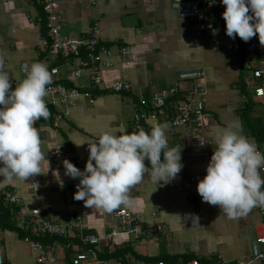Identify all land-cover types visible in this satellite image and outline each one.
<instances>
[{
    "label": "crops",
    "instance_id": "1",
    "mask_svg": "<svg viewBox=\"0 0 264 264\" xmlns=\"http://www.w3.org/2000/svg\"><path fill=\"white\" fill-rule=\"evenodd\" d=\"M60 1L63 8L60 23L61 32L63 30L65 37L77 39L87 36L92 26L97 24L98 37L105 45L112 43L113 45L110 48L113 51L123 46L132 51V55H129L128 58L131 62L130 65L125 66L117 62L112 69L104 72L106 78L126 79L133 84H131L133 87L132 93H110L117 96L118 104H122L124 108L128 106H125L123 101L125 98H129L131 101L130 114L119 117L114 114H105L104 112L108 110L105 100L107 93L100 95L94 93L96 95L94 103L84 100L76 101L74 107L69 110L68 115L63 119L59 130L55 131L51 127L44 126L41 118L34 126L40 131L41 148L45 159L50 163L48 171L47 165L42 164L43 175H39L46 182L45 189L39 193H34L28 182L23 180H16L11 184L0 183V186L15 191L21 197V209L25 214L33 208H37L50 221L65 225L70 222V217L74 218L78 230L73 229L72 234L66 238L68 241L65 244L64 241L55 240L54 238H50L51 241L47 242L54 248L57 257L56 264H72L71 259L77 251L76 249L66 248L67 243L78 244L77 239L80 232L93 234L104 239L108 233L117 230V223L112 218V212L107 213L102 209L87 208L83 201H76L73 198V203L67 205L63 194L57 189L58 185L61 182L63 185L66 184L74 196L79 182H64L62 169L54 167V161L47 157L48 151L58 143H66L69 146V152L65 160L83 171L89 157L88 143L98 141L104 132L117 133V135L131 133L134 115L141 110L140 99H146L161 88L171 87L179 70H202L205 74L202 84L205 82L207 88L215 87L222 91L223 86L219 84L223 82L222 73L224 74V72L221 67L215 65L217 60H210L208 54L211 53L217 58L218 54H226L227 51L231 50L232 55H239L241 64L242 58L241 53L233 49V45L239 39L237 37L232 39L227 36L226 28L220 29L218 36L210 41L195 39L193 36V21H184L178 18L176 11L172 8L174 0H100L102 11L99 12V21L93 18L84 21L83 16L81 17L82 12L79 11V5L84 1L87 3V0ZM38 14V8L28 0H0V29H4L0 31V48L3 57L7 59L5 71L10 73L12 82L17 83L18 81L20 83L22 81L18 75L20 62L25 60L33 62L36 58V49H39V43L36 41L38 29L33 18ZM96 21L98 23H95ZM87 24L89 31H85ZM84 25L85 28L82 31ZM66 33L68 35L78 34L76 38H73L68 37ZM225 57L227 63H230L229 65L226 64L229 69L236 62V58L227 55ZM219 61H221L220 57ZM171 77L173 78L172 81ZM238 77L239 79L231 85L239 94L240 90L237 85L247 77L246 75L244 77L241 73ZM78 81L80 83L75 82V84L80 87L87 88L89 85L86 75ZM248 95L256 106H264V97H256L249 91ZM118 99H120V102ZM242 100H245V98ZM239 103L240 101L235 107H230L227 103L216 104L215 108L208 105L213 113V118L208 121V141L205 149L193 153L187 151L184 145L188 142L189 135L181 130L173 138L166 134L169 148L180 145L181 151L184 150L188 153L184 169L169 183L161 182L158 184L151 181V164L148 165L149 163L146 162L145 165L149 168V174L145 173L143 181L130 190V203L120 207L136 215L144 228L153 229L155 227L156 229L161 227L165 231V234H162L165 237L169 232L168 236L177 239L178 250H181L184 245V243L179 242L180 238L184 237L182 242L188 239L194 242L205 236L210 239L211 244L214 242V247L220 246L224 244L223 241H226L228 249L237 252V249L239 251L241 247L237 246L236 239L231 235V232L235 233L243 224L249 233L250 241H252L255 230L261 223L258 212L259 207H254L245 216L229 219L222 213L219 206H212L203 202L202 197L197 192V185L206 176V168L216 150L217 133L231 123H240V119L236 114ZM120 109L125 111L121 107ZM48 110L52 112V108L49 107ZM225 112L228 114H225ZM150 131L151 128L146 127V132L150 133ZM247 138L260 149L264 148V141L259 143L253 137ZM161 159L163 161V154ZM0 167H3V165L0 164ZM56 170L59 171V178L53 175ZM262 178H264V174ZM3 179L0 176V182ZM186 183L190 184L188 188L184 187ZM211 209L214 212H210ZM191 215L199 217L198 224H193ZM254 215H256V219L251 227ZM11 218L17 228L18 220L16 216H11ZM208 219H211V226H209ZM246 222H250V224ZM211 233L213 234L211 235ZM216 234L219 235L217 239L219 243L215 242ZM168 240L171 242L170 238ZM211 240L214 241L211 242ZM109 243V241L104 240L96 247L99 257L107 261L114 259L110 258L106 252ZM112 243L117 249L118 258L121 261L123 260V264H152L161 261L158 259L165 258L158 255L161 244L152 236L150 238L147 236L133 238L126 235H116ZM0 245L5 251V263L33 264L28 247L18 237L13 228H0ZM78 250L85 252V247H79ZM191 250L194 255L200 252V248L196 247H191ZM248 250L250 256V244ZM26 254L31 258V262H27ZM178 254L180 255V253ZM248 258H241L239 255V259L228 261L239 263L248 260ZM260 264H264V262H260Z\"/></svg>",
    "mask_w": 264,
    "mask_h": 264
},
{
    "label": "built area",
    "instance_id": "2",
    "mask_svg": "<svg viewBox=\"0 0 264 264\" xmlns=\"http://www.w3.org/2000/svg\"><path fill=\"white\" fill-rule=\"evenodd\" d=\"M35 5L39 14L33 18L37 26L38 33L36 41L39 49H36V62H43L48 66L49 71L55 69L53 82L48 86L51 91L45 97L47 107L52 108L50 117L43 119L44 126L59 130L61 124L69 110L74 107L76 101L84 100L94 103L96 94L113 93L129 94L133 92V87L126 79H109L104 76V72L112 69L117 62L122 65H130L129 55L132 51L127 47H118L113 51L98 37V25L94 24L87 36L77 39H69L62 35L61 19L63 8L60 0H28ZM91 5L95 0H87ZM172 8L182 20H191L194 23V37L197 40L210 41L216 38L220 29L226 28V22L222 18L226 6L222 0H174ZM251 14V12L249 13ZM43 30V32H40ZM239 41L233 45L234 51L241 53L242 64L246 70L251 71V77L245 78V87L256 97H264V46L259 42L258 34L248 42ZM44 51V52H43ZM0 55H2L0 48ZM5 59V69L7 59ZM60 60L59 65L49 66V62ZM35 62V63H36ZM31 62L22 61L18 65L19 79L26 76L30 69ZM87 76L89 85L87 88L75 84L78 80ZM204 72L196 69H181L178 71L176 80L168 88H161L152 93L146 99L141 98V110L134 115V123L131 132L138 131L146 127L152 128L157 123L167 122L170 127L167 135L171 138L178 135L181 130L189 135L188 142L184 145L191 153L205 149L207 146L208 121L212 120L213 113L206 106L207 85L203 82ZM19 82H12L16 86ZM258 150L264 154V148ZM69 152V146L58 143L52 147L47 157L54 161L56 169H62L64 182H80V178L72 179L65 175L63 161ZM188 153L181 151V164L184 169ZM149 160H145L144 163ZM146 166V165H145ZM264 169L261 170V175ZM30 189L34 193L43 191L46 187L45 180L37 175L29 177L27 180ZM32 184H38L35 188ZM190 184L186 183L185 188ZM57 189L63 194L67 205L73 203V194L66 184L58 185ZM0 201L4 207H15V216L18 220L17 226L23 234L22 242L28 247L33 255V264H56L57 257L54 248L42 241L44 237L64 238L69 237L73 229L78 230L73 217L65 224L54 223L47 219L37 208H33L28 213L21 209L22 199L7 188L0 186ZM261 223L255 230L254 238L250 243V256L248 260L239 263L228 261L222 255H215L209 264H253L254 262H264V207L258 208ZM112 218L117 223V230L106 235L104 239L93 234H83L80 232L77 239L78 244L67 243L66 248L76 249L77 253L71 260L72 264H122L119 259L105 260L99 257L96 247L100 242L106 240L110 243L106 247V252L112 256L116 252L113 238L116 235H126L133 238L141 236L151 237L156 230L157 234H165L161 227L155 230L146 229L139 221L138 217L123 208H118L112 212ZM85 247L79 251L78 248ZM0 264H5L2 247L0 245ZM152 264H166L163 261H156ZM185 264H203L197 259L188 260Z\"/></svg>",
    "mask_w": 264,
    "mask_h": 264
},
{
    "label": "clouds",
    "instance_id": "3",
    "mask_svg": "<svg viewBox=\"0 0 264 264\" xmlns=\"http://www.w3.org/2000/svg\"><path fill=\"white\" fill-rule=\"evenodd\" d=\"M222 3L226 6L222 18L227 36L232 39L238 36L248 42L258 34L264 46V0H222ZM55 71H49L43 62L33 63L25 78L11 90L10 73L5 71V59L0 55V164L3 165L0 176L4 178L0 183L11 184L43 175L42 164L47 165V171L50 168L41 148L40 131L34 125L41 118L50 117L45 97L51 91L48 86ZM169 127L165 122L152 126L150 133L143 128L120 135L102 133L98 141L88 143L89 157L83 171L64 160L65 175L80 178L74 199L83 201L87 208L107 213L128 205L130 190L143 181L145 173L149 174L146 159L151 164L153 183L167 184L175 179L183 167L181 146L169 148L166 135ZM241 130L240 123L234 122L217 133V147L206 168L207 174L197 185L202 201L219 206L229 219L245 216L254 207H264L261 175L264 154ZM53 175L59 178V171ZM191 218L193 224H198L199 217L191 215Z\"/></svg>",
    "mask_w": 264,
    "mask_h": 264
},
{
    "label": "rangeland",
    "instance_id": "4",
    "mask_svg": "<svg viewBox=\"0 0 264 264\" xmlns=\"http://www.w3.org/2000/svg\"><path fill=\"white\" fill-rule=\"evenodd\" d=\"M100 3H101L100 0H95L96 5H91L89 2L86 3L85 1H84V3L81 2V4L79 5V11L82 12L81 17L83 16L84 21H87L90 18H93L94 20L99 21V17H100L99 12L102 11ZM177 16H178V14H177ZM178 18H179V16H178ZM98 21H96L95 23H98ZM84 28H85V25H84L82 31H84ZM3 30L4 29H0V31H3ZM89 30L90 29H89V26L87 24L85 31H89ZM192 31H193V29H192ZM193 33H194V31H193ZM77 34L74 33V34L68 35L66 33V35L68 37H73V38H76ZM36 35H37V33H36ZM62 35H65L63 30H62ZM193 36H194V34H193ZM232 53L233 52L231 50H229L226 52V54H223V53L220 55L218 54L217 58H216V56H214L211 53L208 54V57L210 60H217L215 65L221 67L224 74L222 73L223 82H221L219 84L220 86H223L222 91H219L215 87L214 88H211V87L207 88V90H206L207 107L209 105L210 107L215 108L216 104H219V103H227L228 106L235 107L241 99L240 95L238 94V91L236 89L232 88L231 84H233L236 80L239 79L238 75L240 73L243 74L244 77H245V75H246V77H248V76L251 77V71L246 70L243 67V65L240 63V60H239L240 57L238 54L232 55ZM226 55L228 57L235 56V58H236V62L234 64H232V67H230L229 69H228V66L226 64L229 65L230 63H227V60L225 57ZM219 57H220L221 61H219ZM176 76H177V74H176ZM172 80H173V78L171 79V81ZM175 80H176V78L174 79V81ZM79 83H80V81H77V84H79ZM106 95H107V97H105V100L107 102L108 110H106L104 112L105 114H114L117 117L125 115V114H130V112H131L130 111L131 110V101L129 100V98L124 99L123 104H125V106H128L127 108H124L122 104L121 105L118 104V102L116 100V97H117L116 95H113L110 93H107ZM118 101L120 102V99H118ZM259 106L260 105H257V108H262ZM120 107L122 109H124L125 111H122L120 109ZM225 114H228V113L225 112ZM210 212H214V210L211 209ZM255 219H256V215H254V217H253V220H252L251 225H250L251 227H252V223ZM208 220H209V226H211V224H210L211 219H208ZM250 220H251V218H250ZM260 220H261V218H260ZM246 223L250 224V222H246ZM165 228L168 231L166 226H165ZM153 229H155V227ZM211 229H212V227H211ZM213 233H211V235ZM168 235H169V232H168ZM168 235L165 237L162 234H157L156 232L152 235V237L154 239H157L161 244L160 251L158 252V255L161 257H166V255L171 256L173 254L176 255L178 253H180V255H181V253L182 254H191L192 253L191 247L200 248V252L196 255L199 257H202V256L208 257V255H210V256L222 255L227 260H233V259H239V255L241 258H248V256H249L248 248H249V244L251 242L250 241L251 238H250L249 233L247 232L246 228H244L243 224L240 226L239 229L236 230L235 233L231 232V235L234 236L236 239L237 246L241 247L239 249V251L236 248L237 252H233L232 249L229 250L228 249L229 247L227 246L228 244L226 241H223L224 244L214 247V242L211 244L210 239L205 237V236L195 240L197 243L195 241L194 242L191 241V239H188L185 242H182L184 237L180 238L179 242L184 243L185 246L183 245L182 249L178 250L177 239L174 237L168 236ZM218 237H219V235L216 234L215 242H217ZM169 238L171 239V242L168 240ZM186 238H189V237H186ZM145 241H147V240H145ZM212 241H214V240H211V242ZM217 243H219V242H217ZM146 244H148V242H146ZM210 249H212V250H210ZM2 252H3V257H5V251H4L3 247H2ZM26 257H27V262L32 261L31 258L28 257V255ZM32 257H33V255H32ZM4 260H5V258H4ZM32 263H33V261H32ZM5 264H7V263H5ZM253 264H260V262H254Z\"/></svg>",
    "mask_w": 264,
    "mask_h": 264
},
{
    "label": "trees",
    "instance_id": "5",
    "mask_svg": "<svg viewBox=\"0 0 264 264\" xmlns=\"http://www.w3.org/2000/svg\"><path fill=\"white\" fill-rule=\"evenodd\" d=\"M38 13L39 10H38ZM40 32H43V30H40ZM113 44L112 43H107L106 46L111 47ZM120 46V45H119ZM125 47V46H124ZM44 52V51H43ZM27 61V60H25ZM30 62V61H28ZM36 60H34L33 62H31L30 64L32 65L33 63H35ZM61 63L60 60H54L49 62V66H53V65H59ZM19 84V83H18ZM17 84V85H18ZM239 86V95L241 97L240 99V103L238 104V107L236 109V114L240 119V125L242 126V134L246 137H253L257 140V142L262 143L264 141V106H259L262 108H258L256 104L251 100V97L248 95V89L245 87L243 81L240 82L239 85H237V87ZM16 86H12L11 90H15ZM235 87V86H234ZM245 98V100H242L243 98ZM17 209L15 207H11V206H6L4 207L2 205V202L0 201V228L4 229V228H13L16 232L18 237H20V239L22 240L23 234H20L19 229L16 228L14 222H12V218L11 216H15V211ZM13 212V214H12ZM67 237L64 238H54L55 240H61L64 241V244L68 241L66 239ZM50 238L48 237H44L42 239L43 242L47 243L50 242L51 240H49ZM53 239V238H52ZM118 252L116 249V252L110 256V258H114V259H119L118 258ZM74 257V255H73ZM72 257V259H73ZM213 255L212 256H208V257H199L196 256L194 254H177V255H171V256H166L165 258L162 259H158L163 261L166 264H185L188 260L191 259H197L199 261H201L203 264H209L211 262V260L213 259ZM71 259V260H72ZM5 262V260H4ZM123 262V260H122ZM123 264V263H122Z\"/></svg>",
    "mask_w": 264,
    "mask_h": 264
}]
</instances>
